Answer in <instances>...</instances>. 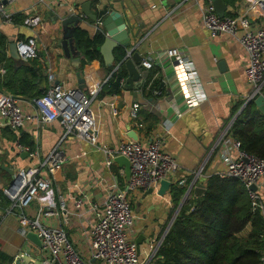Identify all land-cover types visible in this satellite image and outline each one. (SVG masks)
I'll use <instances>...</instances> for the list:
<instances>
[{"label": "crops", "instance_id": "crops-1", "mask_svg": "<svg viewBox=\"0 0 264 264\" xmlns=\"http://www.w3.org/2000/svg\"><path fill=\"white\" fill-rule=\"evenodd\" d=\"M174 1L17 0L7 5L6 13L12 19L19 16L22 22L5 25L0 21V33L6 37L8 45L9 42L15 43L17 40L36 38L38 61L42 64L48 87L59 84L67 91H75L76 97H92L97 93L91 107L96 119L98 145L116 148L120 143L131 141L127 137L129 131H134L143 145L153 138H159L162 149L175 159L178 166L177 173L171 177L173 180L197 172L206 163L202 178L196 185L204 188L205 177L216 175L224 169L217 151L214 150L219 133L234 121L236 116L231 115L236 104H245L251 94L246 76L248 57L235 38L225 34L213 36L202 25V11L211 0H183L179 4H174ZM221 1L226 7L224 17L234 16L242 8L241 0ZM87 2L91 3L90 11L93 15H104L101 22L110 12L120 14L125 22L131 21L132 28H128L131 47L136 46L135 52L141 56L142 61L149 59L152 62L156 75L151 86L157 89L159 96L147 100L141 88L128 90L122 84L119 95L98 98L102 87L111 77L107 67L104 64L82 67L81 57L80 64L64 57L63 50L58 46L61 39L60 26L58 23L52 24L54 17L56 13L62 16L66 12L79 17L81 6ZM75 8H78V15ZM28 18H38L34 27L25 25ZM80 19L82 22L79 27L87 31L90 37L94 36L99 29L95 28L97 21L91 22L84 17ZM172 48L182 50L192 60L206 96L203 104L190 111H187L178 94L177 80L166 59L165 51ZM113 55L115 67L118 63L115 62V52ZM6 56L11 59L8 46ZM221 63L224 68H220ZM139 69L144 79V70L142 72L140 64ZM127 78L126 71L124 81ZM79 80L84 82L82 91ZM135 104L140 105V111L148 112L157 119L148 133L145 130L147 124L138 129L136 121L131 119L130 110ZM8 132L11 133L0 128L1 192L7 187L3 184L2 177L6 180L11 178L2 170V166L14 170L15 173L18 168H27L34 164L27 157L18 156L15 140L10 139ZM22 133L30 138L34 146L48 153L60 140L62 129L58 123H54L42 132L36 125L29 124L20 131ZM63 149L67 163L53 177V189L56 195H61L68 212L67 219L56 215L42 219V223L52 227L62 225L76 250L87 255L88 234L94 220L91 204H101L110 186L117 184L126 192L132 206L135 217L132 238L136 241L142 237L138 251H142L145 256L149 255L151 249L162 241L170 225L171 220L168 221V217L172 210V186L163 197H158L155 193L146 195L142 191H129L124 169L116 164L106 169L103 153L93 151L87 143L73 137L65 140ZM257 191L261 196V214L264 219V180L259 182ZM192 193L195 194L194 190ZM4 197L10 202L8 197ZM77 199L83 201L80 208L74 206ZM24 213L28 217L34 216L36 205L31 204ZM0 253L16 260V264H28L30 260L39 264L41 259L38 248L21 236L15 212H11L10 206L4 209L1 202Z\"/></svg>", "mask_w": 264, "mask_h": 264}, {"label": "built area", "instance_id": "built-area-1", "mask_svg": "<svg viewBox=\"0 0 264 264\" xmlns=\"http://www.w3.org/2000/svg\"><path fill=\"white\" fill-rule=\"evenodd\" d=\"M16 1L0 0V21L3 24H13L6 7ZM240 3L242 8L238 14L220 18L211 2H208L202 11L201 23L211 35L233 37L244 49L248 57L246 76L251 89L249 98H252L257 93L262 94L264 87V0H241ZM37 19H26L25 25L34 27ZM100 26L101 20L98 19L95 28ZM15 45L22 62L39 59L36 38L17 40ZM165 55L187 111L203 104L206 96L192 60L177 48L167 49ZM140 67L148 71L153 64L147 59L140 63ZM4 75L5 70L1 66L0 77ZM96 94L92 97H76L75 91H67L59 84H52L42 96L27 100L0 91V128L16 135L14 145L18 156L26 154L27 159L34 162L30 167L18 168L14 173L17 181L4 188L2 193L10 200V210L15 212L18 219L21 236L26 239L28 233H34L40 239L39 264H151L161 244L152 248L151 253L139 261L138 246L131 234L135 225L132 206L126 192L117 184L110 186L101 204H91L94 220L89 229L87 255L76 250L62 225L52 227L42 223V219L56 215L67 219L68 212L61 195H56L53 189V177L67 163L63 143L69 137L87 143L95 152L103 153L106 169L115 165L116 157L127 159L130 165L129 191L147 192L152 189L157 192L160 183L167 181L171 186L184 190L183 203L202 178L206 163L197 172L173 180L171 177L177 173L178 166L175 159L162 149L159 138H153L145 145L132 140L120 143L116 148L98 145L96 119L91 107ZM159 95V92H154V96ZM139 111V104L131 107L133 121L138 119ZM54 123L61 127L62 136L48 153L39 147L30 148L18 143L20 131L29 124L36 125L43 132ZM231 125L232 122L220 131L214 146L224 168L216 175L221 179L239 181L247 191L252 211L262 212L263 205L257 189L259 182L264 180V160L240 150V142L229 134ZM136 127L143 128L139 124ZM251 186L256 187L255 192L249 190ZM33 203L36 213L28 217L24 211ZM82 204L81 199L74 202L75 208H80ZM177 213L176 210L173 217ZM261 263L264 264V252ZM11 264H16V260ZM28 264H34V261L30 260Z\"/></svg>", "mask_w": 264, "mask_h": 264}, {"label": "trees", "instance_id": "trees-1", "mask_svg": "<svg viewBox=\"0 0 264 264\" xmlns=\"http://www.w3.org/2000/svg\"><path fill=\"white\" fill-rule=\"evenodd\" d=\"M97 15L100 20L104 17L102 14ZM12 20L14 23L22 22L19 16H14ZM73 39L75 47L81 53L80 66L104 64L99 52L104 42L103 36L96 33L90 37L87 31L78 27L74 30ZM7 46L6 37L0 33V67L5 70V75L0 77V91L27 99L42 96L49 88L42 64L38 59L16 64L7 58ZM114 52L115 62L120 63L124 53L119 50ZM114 68L107 67L111 77L102 87L98 98L120 94L126 71L122 68L115 72ZM143 74V95L147 100L154 99V92L158 91L151 83L156 71L152 69ZM262 95L264 96V87ZM243 105L244 102L237 103L231 116H236ZM156 122L155 116L148 112H138L136 123L142 126L147 124V133ZM9 134L11 140H16L13 134ZM229 134L240 142L242 152L264 160V115L253 102L245 106L233 121ZM18 143L34 148L33 142L23 133L20 134ZM203 189L200 196L192 193L181 204L184 190L172 186V210L168 221L179 210L151 264H262L264 219L261 212L252 211L244 186L237 180L212 175L205 180ZM0 202L4 209L10 206L1 191ZM12 262V258L0 253V264Z\"/></svg>", "mask_w": 264, "mask_h": 264}, {"label": "water", "instance_id": "water-1", "mask_svg": "<svg viewBox=\"0 0 264 264\" xmlns=\"http://www.w3.org/2000/svg\"><path fill=\"white\" fill-rule=\"evenodd\" d=\"M181 1L183 0H175L174 4H179ZM211 4L216 14L220 18H223L226 7L222 3V1L221 0H211ZM90 6H91L90 2H87L81 6L80 8L81 16H83L88 21L96 22L98 20V15L96 14L93 15L91 13ZM77 10L78 8H75V11ZM81 22L82 21L78 16L74 15L73 13H68V12L64 13L62 16L56 13V16L54 17V20L52 22L53 25H56L58 23L60 26L61 39L58 41V46L63 50L64 57L68 60L72 59L78 64H80L81 55H80V52L75 47L73 33H74V30L80 26ZM128 28H132L131 21L125 22V20L120 14L116 12H110L102 20L101 26L96 32L97 34L103 36L104 38V42L100 46L99 52L103 58V63L106 67L114 66L113 52L115 50H122L125 53L123 60L120 63H118V65L115 66L114 71L116 72L121 67H123L127 71L128 78L125 80L123 87L125 89L132 90V89H139L143 85L142 74L139 69V64L140 62H142V58L137 52H135L136 46L131 47V38L129 35ZM9 43H12V42H9ZM10 58L18 65L22 63L19 56L17 58H14L10 55ZM220 68H224L223 63L220 64ZM79 84H80V91H82L84 89L83 80H79ZM251 102H253L256 108L264 115V96L262 94L257 93L252 98L247 99L242 109H240L238 113L236 114L235 119L241 113L243 108ZM127 137L128 139L132 141H135V142L139 141V137L134 131H129ZM26 156H27L26 154H22L21 158H25ZM114 163L118 165L119 168L124 169L126 180L129 181L130 165L127 159H125L124 157H116L114 159ZM1 168L3 171L8 173V175L11 177L13 181L12 183L17 181V179L14 176V170L4 167V166H2ZM170 187L171 185L169 182L162 181L160 183V186L157 192H154L152 189H149L146 192V195H151L155 193L158 197H163ZM249 190L255 192L256 187L251 186ZM194 192L196 195L200 196L204 192V189L196 187L194 188ZM174 219L175 217L171 219L170 225L166 233H164L161 240L164 239ZM141 238L142 237H139L135 241L137 246L141 244ZM26 239L29 242H31L34 246H36L38 249L41 248V241L38 238V236L35 235L34 233H28L26 235Z\"/></svg>", "mask_w": 264, "mask_h": 264}, {"label": "rangeland", "instance_id": "rangeland-1", "mask_svg": "<svg viewBox=\"0 0 264 264\" xmlns=\"http://www.w3.org/2000/svg\"><path fill=\"white\" fill-rule=\"evenodd\" d=\"M60 32V37H61V30L59 31ZM8 52L9 54L14 57V58H17L18 55H17V51H16V46L14 43H9L8 45ZM2 182L4 185H6L7 187H9L11 185V183L13 182L11 178H9V180H6L5 177H2ZM6 187V188H7ZM246 232L243 233V236H245ZM141 248V246H140ZM143 252L140 251L139 253V261H142L143 259H145V255L146 254H142ZM37 263H38V259H37Z\"/></svg>", "mask_w": 264, "mask_h": 264}]
</instances>
